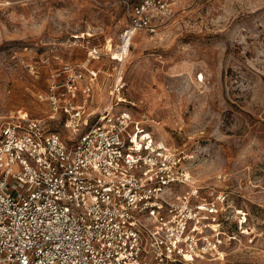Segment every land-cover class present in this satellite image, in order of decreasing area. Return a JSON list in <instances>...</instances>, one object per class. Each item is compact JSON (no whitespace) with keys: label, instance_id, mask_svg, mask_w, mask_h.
Returning a JSON list of instances; mask_svg holds the SVG:
<instances>
[{"label":"rangeland","instance_id":"1","mask_svg":"<svg viewBox=\"0 0 264 264\" xmlns=\"http://www.w3.org/2000/svg\"><path fill=\"white\" fill-rule=\"evenodd\" d=\"M126 1L141 0H0V123L28 114L67 138L39 96L67 66L101 68L95 117L121 79L115 109L188 156L206 193L229 195L232 230L256 229L197 264H264V0H170L124 51Z\"/></svg>","mask_w":264,"mask_h":264},{"label":"built area","instance_id":"2","mask_svg":"<svg viewBox=\"0 0 264 264\" xmlns=\"http://www.w3.org/2000/svg\"><path fill=\"white\" fill-rule=\"evenodd\" d=\"M168 2L126 1L124 45L156 32L153 10ZM101 73L67 66L39 96L64 114L67 138L28 114L0 123V264H197L241 237L254 243L253 226L229 225L226 192L206 193L188 156L115 109L126 101L121 79L95 117Z\"/></svg>","mask_w":264,"mask_h":264},{"label":"bare ground","instance_id":"3","mask_svg":"<svg viewBox=\"0 0 264 264\" xmlns=\"http://www.w3.org/2000/svg\"><path fill=\"white\" fill-rule=\"evenodd\" d=\"M128 45H129V43L124 45V51H126V47H128ZM108 46L110 47V49H112V45L109 44Z\"/></svg>","mask_w":264,"mask_h":264}]
</instances>
